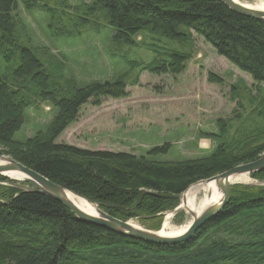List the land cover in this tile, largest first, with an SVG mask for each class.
Masks as SVG:
<instances>
[{
    "label": "trees",
    "instance_id": "trees-1",
    "mask_svg": "<svg viewBox=\"0 0 264 264\" xmlns=\"http://www.w3.org/2000/svg\"><path fill=\"white\" fill-rule=\"evenodd\" d=\"M19 1L26 11L38 8L50 15L52 36L66 34L64 20L86 24L92 17L103 18L118 45H134L133 37L145 31L185 42L194 32L237 70L264 83V23L233 12L220 0H90L81 4V11L75 8L76 15L85 17L50 8L44 0ZM24 25L18 0H0V57L14 66L7 77H0V156L38 172L110 216L158 220L178 205L179 195L190 184L251 162L264 152V142L257 143L264 132L239 147L220 144L210 155L169 162L55 143L89 99L98 105L99 97H123L128 83L122 75L111 82L79 86L65 77L60 60L23 38ZM187 59L183 53L170 52L166 60L151 61L144 70L178 74ZM207 81L222 82L212 74ZM136 83L134 79L130 84ZM35 99L55 109L53 121L33 137L14 140L24 110ZM260 105L264 115V98ZM217 126L225 135L226 122L218 120ZM250 178L264 181V170ZM0 181L8 183L0 185V264H264V186L231 185L226 205L190 240L158 245L82 221L46 195L20 188L3 176Z\"/></svg>",
    "mask_w": 264,
    "mask_h": 264
},
{
    "label": "rangeland",
    "instance_id": "rangeland-1",
    "mask_svg": "<svg viewBox=\"0 0 264 264\" xmlns=\"http://www.w3.org/2000/svg\"><path fill=\"white\" fill-rule=\"evenodd\" d=\"M43 2L70 16L85 17L82 13L76 15L75 8L79 7L81 11V4H88L90 0ZM18 14L25 24L23 38L60 60L66 78L85 86L93 82H111L124 75L128 83L123 97H99L98 105L89 99L55 143L169 162L210 155L220 144L239 147L241 142L264 132V115L259 113L264 83H256L249 75L237 70L194 32H190L191 36L185 42L153 36L145 31L133 37L134 45H118L112 40L113 31L105 26L101 17L88 18L86 24L75 19L64 20L66 34L61 32L52 36L47 12L38 8L26 11L18 0ZM72 24H77V28L72 29ZM170 52L188 56L180 73L152 74L144 70L151 61L166 60ZM129 62L138 66L132 67ZM13 67V63H6L0 57V77H7ZM208 74L218 76L222 82H208ZM134 79L137 83L131 85ZM55 113L48 102L35 99L24 110L21 127L13 139L24 141L44 131ZM218 120L227 124L225 135L219 132ZM263 142L264 137L257 143ZM163 146L165 149L149 154L153 148ZM8 180L16 182L20 188H28L24 182ZM250 180L243 185L264 186V181ZM0 185L8 183L0 181ZM165 219L169 225L181 227L190 217L182 211L174 216L166 211L158 220H130L156 231L162 228ZM219 232L215 235L227 236Z\"/></svg>",
    "mask_w": 264,
    "mask_h": 264
},
{
    "label": "water",
    "instance_id": "water-1",
    "mask_svg": "<svg viewBox=\"0 0 264 264\" xmlns=\"http://www.w3.org/2000/svg\"><path fill=\"white\" fill-rule=\"evenodd\" d=\"M222 1L229 9L233 12L256 19L264 23V9L250 8L244 6L234 0H220ZM264 170V153L259 155L257 159L237 165L227 171H224L220 174H216L212 177L199 180L193 184H190L180 195L178 205L171 211H169L170 216L182 211L187 216H191L192 220L189 223L188 227L181 233L175 235H166L160 233L159 230H149L145 229L139 225H136L131 220H121L115 217L110 216L98 206L87 199L75 194L74 192L66 189L65 187L55 184L48 180L43 175L38 172L22 165L21 163L11 159L7 156H0V176L6 177L11 180L24 182L31 185V188H26V190L35 191L46 195L64 207H66L76 218L89 222L100 227H103L107 230L119 233L124 236L134 238L143 242L158 244V245H175L181 244L190 240L207 221H209L213 216L218 214L222 208L226 205L230 198V188L231 185L229 180L236 175H247L250 176L252 173ZM8 173H18L22 178L10 177ZM214 183L215 187L221 192V197L217 203H211L206 205L200 212L195 213L192 209L183 208V200L187 190L197 184ZM264 185V184H263ZM67 192L72 193L89 204L95 206V211L93 214L84 212L76 204L70 201L67 198Z\"/></svg>",
    "mask_w": 264,
    "mask_h": 264
},
{
    "label": "bare ground",
    "instance_id": "bare-ground-1",
    "mask_svg": "<svg viewBox=\"0 0 264 264\" xmlns=\"http://www.w3.org/2000/svg\"><path fill=\"white\" fill-rule=\"evenodd\" d=\"M244 6L250 7V8H258V9H264V0H234ZM8 176L10 177H17L22 178V176L18 173H8ZM230 184H247L251 182L250 177L247 175H236L230 178L229 180ZM221 197V192L215 187L214 183H209L208 185L197 183L193 186H191L186 194L185 198L183 200V208L184 209H192L195 213L200 212L206 205L211 203H217L218 200ZM67 198L72 201L74 204H76L81 210L87 213L93 214L95 211V206L92 204H89L82 198L67 192ZM190 217V220L185 222L181 227H173L167 223V219H165L162 228L159 230L160 233L166 234V235H175L183 232L189 225V223L192 220V217Z\"/></svg>",
    "mask_w": 264,
    "mask_h": 264
}]
</instances>
